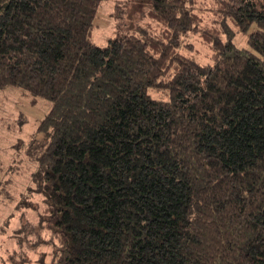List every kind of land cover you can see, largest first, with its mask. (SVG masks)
Listing matches in <instances>:
<instances>
[{"label": "trees", "instance_id": "1", "mask_svg": "<svg viewBox=\"0 0 264 264\" xmlns=\"http://www.w3.org/2000/svg\"><path fill=\"white\" fill-rule=\"evenodd\" d=\"M103 1L0 0V92L52 103L30 150L53 264H264V0L205 17L134 0L128 29L132 0H115L100 46Z\"/></svg>", "mask_w": 264, "mask_h": 264}, {"label": "rangeland", "instance_id": "2", "mask_svg": "<svg viewBox=\"0 0 264 264\" xmlns=\"http://www.w3.org/2000/svg\"><path fill=\"white\" fill-rule=\"evenodd\" d=\"M132 0L127 5V29L140 21L143 8ZM205 17L212 0H199ZM117 2L105 0L98 10L92 40L105 46L114 38L120 21L114 15ZM207 5V6H206ZM204 7V8H202ZM211 16L205 21L213 24ZM248 34L236 33L235 42L246 44ZM194 43L203 61H211V49L200 35L184 36ZM193 53V52H192ZM52 103L35 97L20 87H7L0 92V264H53V241L43 229L40 215L43 196L32 180L38 170L36 152L30 150L31 137L49 112ZM43 204V203H42Z\"/></svg>", "mask_w": 264, "mask_h": 264}]
</instances>
